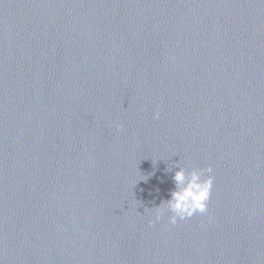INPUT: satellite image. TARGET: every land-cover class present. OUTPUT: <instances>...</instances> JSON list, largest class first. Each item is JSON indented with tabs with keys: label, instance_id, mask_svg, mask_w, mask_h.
<instances>
[{
	"label": "water",
	"instance_id": "obj_1",
	"mask_svg": "<svg viewBox=\"0 0 264 264\" xmlns=\"http://www.w3.org/2000/svg\"><path fill=\"white\" fill-rule=\"evenodd\" d=\"M0 264H264V0H0Z\"/></svg>",
	"mask_w": 264,
	"mask_h": 264
},
{
	"label": "clouds",
	"instance_id": "obj_2",
	"mask_svg": "<svg viewBox=\"0 0 264 264\" xmlns=\"http://www.w3.org/2000/svg\"><path fill=\"white\" fill-rule=\"evenodd\" d=\"M154 117L159 118V111L154 113ZM165 171L173 173L171 179L174 187L169 192L167 200L161 201L158 206L152 208L155 220L159 221L167 212L168 222L176 224L178 220L182 221L196 214L207 213V204L213 186L212 168L186 171L178 161ZM149 223L153 221L150 220Z\"/></svg>",
	"mask_w": 264,
	"mask_h": 264
}]
</instances>
